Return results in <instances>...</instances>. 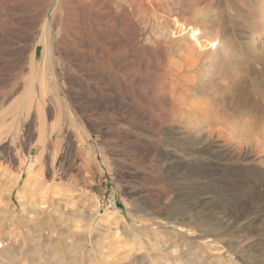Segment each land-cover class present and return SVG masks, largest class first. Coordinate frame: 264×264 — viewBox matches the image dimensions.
Wrapping results in <instances>:
<instances>
[{"label": "rangeland", "instance_id": "374dc122", "mask_svg": "<svg viewBox=\"0 0 264 264\" xmlns=\"http://www.w3.org/2000/svg\"><path fill=\"white\" fill-rule=\"evenodd\" d=\"M263 7L0 0V264H264Z\"/></svg>", "mask_w": 264, "mask_h": 264}, {"label": "bare ground", "instance_id": "6f19581e", "mask_svg": "<svg viewBox=\"0 0 264 264\" xmlns=\"http://www.w3.org/2000/svg\"><path fill=\"white\" fill-rule=\"evenodd\" d=\"M78 3V1H77ZM78 7V6H77ZM81 7V6H80ZM67 8V7H66ZM76 9V8H75ZM79 11V10H78ZM73 15V14H72ZM79 16V15H78ZM79 18V17H78ZM260 18L262 19V23H261V26L262 28H264V7L260 13ZM79 22V21H78ZM28 23V21H27ZM52 24V27L54 25V22L51 21L50 22ZM85 23V22H83ZM83 25V24H82ZM85 26V25H84ZM79 27V26H78ZM82 27V26H81ZM84 28V27H83ZM82 28V29H83ZM53 29V28H52ZM56 29V27H55ZM56 31V30H55ZM57 40V36L53 34V30H49L48 33H45L43 36L41 37H36L34 34H31L27 37H22V38H17L16 40L14 39H11L12 41V52L15 56H17L18 58L20 59H24L27 57L29 51L31 48H33V52L31 54V61L33 63V65L35 67H37V55H36V50H37V47L39 44H42L43 45V50H42V56H41V70L40 72H44L46 74V66L51 62V60H53V51L54 50V55L56 53H58V50L61 49L58 41ZM20 42H23V45H21ZM55 59V58H54ZM44 74V76H45ZM43 76V78H44ZM62 80V79H61ZM55 83V82H54ZM44 92V91H43ZM72 93V92H71ZM33 100H31V103H29V105L23 109L22 111H19L18 112V115H23L25 116V118L27 120H29L30 118L34 117V116H37L36 113L34 112V109H33ZM49 101V100H48ZM50 108V107H49ZM53 109V108H52ZM51 109V110H52ZM38 114V117H42L43 116V113L40 112V113H37ZM54 115V114H53ZM41 160V159H40ZM38 161H39V156H38Z\"/></svg>", "mask_w": 264, "mask_h": 264}]
</instances>
